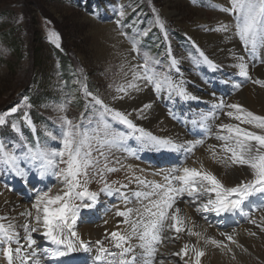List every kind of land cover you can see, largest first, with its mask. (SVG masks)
<instances>
[{"label":"rangeland","instance_id":"rangeland-1","mask_svg":"<svg viewBox=\"0 0 264 264\" xmlns=\"http://www.w3.org/2000/svg\"><path fill=\"white\" fill-rule=\"evenodd\" d=\"M104 1L0 0V114L10 113L5 117V124L0 125V131L7 130L10 135H0V187L6 186L16 167L4 162L5 153L20 160L31 159L37 151L52 153L62 149L63 132L67 127L65 117L72 120L73 124L80 125L81 131L87 130L90 134L98 132L103 136L105 123L109 126L106 121L107 113L104 112L103 105L98 107L92 102H88L89 108L82 107V95L91 101L93 98L87 96L86 91L99 97L110 109L116 106L111 101L117 100L120 103L133 93L129 84L137 83L133 78L138 70L137 65L129 63L124 52L113 50L114 44L106 38L97 36L93 21L101 24L114 22L116 29L130 44L135 57L141 61L139 64L143 65L145 58H149V68L152 70L149 74L159 77L157 80L162 82L166 79V86L169 87L174 82L175 69H184L182 62L188 63L189 74L194 76L196 73L198 77H202L203 72L199 68L201 64L207 65L203 59L209 48L205 43L194 39L190 29L197 26L199 17L208 18L210 15L209 19L215 21L221 15L214 2L129 0L131 9L124 11L123 16L120 15L121 12H116L110 20L106 19ZM109 1L117 4L120 0ZM155 8H168L175 18L163 15L162 20ZM111 12L112 10L109 11ZM51 33H56L58 38L50 39ZM108 43L112 49L103 51L102 44ZM165 45H168V50ZM29 87L33 91H29ZM121 87L125 89L124 92L118 91ZM27 93L30 101L38 105L42 103V111L50 116V120L39 126L38 133L42 138L38 137L36 141L27 139L25 130L17 119L22 114L31 122V117L26 112L30 107L28 98L25 100L24 96ZM195 101L200 100L191 99V103ZM12 108L17 111L11 112ZM192 108L197 106L192 103ZM247 109L257 115H264ZM11 123L17 125L16 134L8 127ZM117 128L109 126V130L116 133ZM93 142L96 144L94 147H100L95 140ZM105 147L111 154L104 157V164L110 159V164L116 170L121 169L120 161H117L119 153L114 151V146ZM92 155L98 156L95 150ZM91 173H94L93 166L89 169V176ZM105 173L107 176L111 175L109 172ZM245 173H250L246 178H252L249 170ZM93 182L91 180L88 184L90 190L96 185ZM46 189L47 192L49 188ZM263 243L257 245L255 250L264 257ZM242 246L245 249L249 245L243 242ZM248 259L250 264L253 263L251 261L264 263V258L253 254H249Z\"/></svg>","mask_w":264,"mask_h":264},{"label":"snow or ice","instance_id":"snow-or-ice-1","mask_svg":"<svg viewBox=\"0 0 264 264\" xmlns=\"http://www.w3.org/2000/svg\"><path fill=\"white\" fill-rule=\"evenodd\" d=\"M230 4V8L222 10L236 15L237 34L246 50L254 56L258 48L264 49V0H230ZM120 15H124L123 11ZM217 30L227 31V25L221 24ZM49 38L58 37L56 33H51ZM204 59L211 65L212 62L208 61L207 57ZM239 59L241 61L238 65L239 74L253 84L264 87V80H253L249 74L248 65L243 62V57H239ZM137 68L138 71L143 72V75L134 73L133 78L153 83L157 91L168 83L166 79L162 82L157 80L154 74H149L152 70L149 68V58L147 57L144 64L137 66ZM129 87L135 88L136 85L129 84ZM169 87H171L170 84ZM236 87L239 88V85ZM177 88L179 95H186L182 88L179 86ZM118 91L124 92L125 89L121 87ZM86 95L92 96V93L86 91ZM93 101L97 105H103L104 112L112 116L118 123L126 125L134 132L139 131L140 137L138 139L146 137L153 146L160 149L177 150L181 147L169 138L156 137L143 129H138L128 119L127 115L110 109L99 98L93 97ZM144 107L148 108L150 105ZM217 107H227L229 111L226 115L238 123L217 125L219 131L215 138L220 143L209 145L208 150L211 153V159L214 163L225 168L246 166L250 170L252 178L228 187L212 171L205 169L202 163L200 168L183 167L175 170L178 174L169 172L164 177L163 183L135 178L136 183L153 189L150 192L133 193L137 199L141 197L148 199L149 204L144 206L143 212L136 210L138 219L135 221L129 219L132 209L116 212L117 216L125 217L122 222L130 224L131 232L113 231L110 233L112 245L120 250L118 253L109 252V249L103 246L102 241H95L97 245H100L95 256L96 261L102 262V264H137L138 260H143V264H154L158 252L157 246L164 241L171 243L173 239L179 240L180 234L184 232L189 237H197V243H185L178 252L170 253V255L179 257L183 264H201L202 257L206 253L198 246L199 240H204L205 244H211L219 249H226L229 253L233 251L223 240L205 237L201 232L194 231L193 227L188 226L191 218L183 215L179 207H175L177 200L186 194L194 201H201V207L196 209L197 212L203 208L218 215L231 214L241 210L249 198L257 194L264 195V115H257L239 103L225 105L221 102ZM16 111V108L11 109L13 113ZM8 115L10 113L0 114V125L5 124V117ZM64 123L67 127L63 132L62 149L52 153L41 152L33 156V159H38L41 163L43 170L41 174L51 169L63 188L54 195L51 194V189L47 192H41L36 196L32 209H26L20 214L31 217L35 221V226L29 224L22 226L27 234L26 245L21 244L19 233L13 230L12 224L5 227L4 224L0 223V254L5 258L6 264H17V261L19 264H29V261H32V264H41V259L36 258L37 252L34 249L36 241L32 238V233L37 232H40L41 236L51 245L56 246L51 253L56 257L91 250L89 243L81 238L75 227L81 209L93 207L98 197V193L90 191L88 188V184L91 182L89 169L96 162L92 155V142L95 140L100 148H103L105 145L122 144L124 136L110 131L106 123L103 136L98 132L90 134L87 130L81 131L80 125L73 124V121L67 117L64 118ZM242 125H249L253 129L261 131L250 130L249 127ZM12 127L18 130L15 123ZM198 143H203V141ZM96 150L99 151V149ZM100 155H104V153L100 152ZM16 160L17 157L8 153L4 154V162L7 164L15 166ZM106 170L108 172L116 171L115 168H106ZM101 178H103L102 173ZM121 187H127V185H121ZM100 191L112 194L113 191L120 192V189L113 190L111 185L105 183ZM124 198L127 200V195ZM4 219L6 217H0V220ZM261 220L264 221V217H261ZM250 222L257 224L255 219ZM261 231H264V226H261ZM172 232L176 234L175 237L168 235ZM221 235L226 236V239L237 247H243L237 243L233 235L226 233ZM250 235H255V233H250ZM133 237L139 240V244L133 246L129 243ZM106 238L109 237L106 236ZM13 244L16 246L13 247ZM135 248L141 249V252L136 254ZM129 254H132L131 259L128 258ZM109 255L113 257L112 260L107 259ZM186 257L188 258L186 259ZM233 258H235L234 255Z\"/></svg>","mask_w":264,"mask_h":264},{"label":"bare ground","instance_id":"bare-ground-1","mask_svg":"<svg viewBox=\"0 0 264 264\" xmlns=\"http://www.w3.org/2000/svg\"><path fill=\"white\" fill-rule=\"evenodd\" d=\"M210 1L215 3L214 5L220 10L221 15L218 14L219 16L216 17L215 21L209 19L210 15L208 18L199 17L197 20L199 23H196L197 26L194 29H190V34L193 35L194 39L197 41L207 45L209 52L204 55V58L207 57V60L212 62L211 65L209 63L208 65L215 69L218 76H221V78L224 79L222 75L223 73L225 76L238 74L240 76L239 80H228V83H231L230 89L226 91L219 89L218 92H216L213 89L216 85L212 86L208 81L207 83H204L201 77H198L196 73H194V76L189 74V72H187L188 63L182 62L184 69H182V71L175 69L173 73L175 83L177 82L179 88H182L186 93L185 96L190 104V107L192 108V103L193 106H197L195 109L192 108L193 117L189 122V130L185 126L186 120L184 117H182L180 122L176 121L175 118L179 116L180 112H178L175 108L172 111V116L174 118L170 117L167 108L171 110V107H174V105L171 98L169 99V91L166 89L162 90L165 102L160 103L155 97L153 89L149 83L143 79H136L137 83L134 84L136 87L133 88V93L127 97V100L122 99L120 103H118L117 100L111 101V103L116 105L112 106L113 110L120 111L121 113L129 116L128 119H130L138 129H143L145 132L151 133L156 137L169 138L174 143L181 146L177 150L162 149V152L157 154L158 158L151 157L154 153H157L155 151H158L156 148L159 147L153 146L146 137L144 138L145 143L142 146L135 148L132 155L123 153L125 151L114 147V151L119 153L117 161H120V164L124 165L127 171H130L129 174L131 177H128L126 184L127 187L124 189L127 197H129L128 194H130L133 198L127 201L126 209L133 210L129 219L132 218L134 221L138 219L136 210L143 212L144 206L149 204L148 199L144 197L137 199V197L133 195L135 192H147L146 190H148V186L136 183L135 178L137 177L146 181H151V178L159 177L157 178V183H163L166 172L174 173L176 169L183 167L200 168L202 163L205 169L212 171L228 187L234 186L241 181H245L243 177L244 173L247 172L248 169H245L246 166L225 168L222 165L213 162L211 159V153L208 150L209 145H218L220 141L212 139V137L214 138L216 136H210L205 133L209 130L210 122H212L215 126V130L217 129V131L219 130L217 128V125L219 124L238 123V121H235L226 115L227 111H229L228 108L217 107V105H220L223 101H228L229 104L239 103L246 108H250L264 114V87L253 84L250 80L241 76L239 74L240 69L238 67L241 63L239 57H243V62L248 65V71L252 79L264 80V61L263 63L261 62V58H264V49L258 48L257 56H251L247 50H245L244 53L243 47L241 46L243 42L236 30V15L222 10L231 7L230 0ZM104 3L106 4L104 6L105 13L107 14L106 19L108 18L110 20H112L116 12H126L131 9L129 0H120L117 4L112 3L109 0H105ZM117 9H119V11ZM110 10H112L111 13H109ZM155 10L158 12L159 17L162 20L164 19L163 15L174 17V13L170 12L168 8H155ZM93 22L97 36L106 38L110 43L114 44L113 50L117 52L119 51L120 53L124 52L125 58L129 63L140 66L139 60L135 57V53L132 51L130 44L126 41L119 30L116 29V24L114 22L107 24H101L96 21ZM221 24L227 25V31L217 30ZM102 47L103 51L112 49V46L109 43L107 45L102 44ZM135 73L140 76L143 75L142 71L136 70ZM236 85H239V88H237ZM176 90H178V88ZM191 99L200 101L191 103ZM145 105H150V107L145 108ZM127 111L129 112L127 113ZM242 126L249 127L250 130L260 131L258 129H253L249 125ZM135 132L140 134L139 131ZM200 136H204L203 143H198L199 141L197 139ZM101 152L103 151L101 150ZM150 159H153L154 162L158 161L159 164H164L163 161H165V163L167 161L170 165L166 170H159L149 163ZM176 162H178L180 167L175 168V164H177ZM15 166V177L17 178L13 181L14 187L29 184V187L27 188H34L35 185L33 184V179L26 180L21 178L23 177V174L26 173L27 168L21 167L18 160H16ZM228 183H231V185H228ZM62 188L63 186L58 188V191ZM58 191H52V193L56 194ZM39 193L40 192H38V194ZM16 194L17 193L13 194L8 186L6 188L4 186L0 187V209H8L7 215L5 216V227H7L8 224H12L13 230L19 233L21 244L26 245L27 234L22 226L24 224L35 226V221L31 217L22 216L20 214L25 212L26 209L31 210L34 200L26 202L23 197L21 198ZM257 201L254 200L251 204L253 212H258V215L255 218H252L257 221V224H252L250 222L252 219H250L248 223L235 227L230 224L228 220L221 218V214L218 215L213 211L204 210L203 208H201L200 212H197L196 209L201 207V201H194L186 194L181 197L180 201H177L175 207H179L183 215L191 218L188 223L189 227H193L194 231L201 232L205 237L223 240L233 249V251L229 253L226 249L222 250L211 244H205L204 240H199L198 246L206 253L205 256L202 257L201 264H239L240 262H242V264H249V260L247 258L248 255H245V253L247 250L252 249L254 250L252 253L253 255L264 258L262 253L255 250L257 249V245L264 242V231H261V226H264V221L261 220V217H264V203H258ZM32 211L34 213V210ZM114 217H116V221L111 220L105 226L97 229H90L88 226H81V223H78L75 229L78 228L76 231L80 234L83 240L89 243V245L94 244L97 240H100L103 242V245L106 246L112 243L110 240L111 230L114 229L115 231L122 233L131 232L130 224L122 222L125 217ZM217 217L221 218L223 222H218L216 220ZM121 218L122 220H120ZM116 224L119 225V229L113 227V225ZM222 233L233 235L234 239H236L237 243L240 245V238L243 237V242L249 245L248 249L240 250L241 247H237L232 244L226 239V236L221 235ZM250 233H255V235H250ZM40 235V232L32 233V238L36 241V245L34 246V249L37 252L36 258L41 259V264L79 263V260L81 259L79 254H70L66 257H62L63 259H58L53 254L50 256L47 249L49 242L45 239L41 240V238H38ZM168 235L175 237L176 234L172 232L168 233ZM106 236L109 238H106ZM180 237L181 238L179 240L173 239V242L171 243L164 241L159 245L155 264H161V261H163V264H183V261L180 260L179 257L170 255V253L178 252L185 243L196 244L197 237H189L186 232L181 233ZM129 243L135 246L139 244V240L136 237H133ZM94 245L96 248L99 246L96 243ZM15 246L16 245L13 244V247ZM94 252V250H91L92 257L89 259V264H93L94 261L99 264V262L95 260ZM140 252L141 249L135 248L136 254H139ZM131 255L132 254L128 255L129 259ZM233 255L235 258H233ZM187 258L188 257H186V259ZM84 259L83 261H85ZM142 261L143 260H138L137 264H142ZM0 264H6V260L2 254H0ZM17 264H19L18 261ZM29 264H32V261H29ZM81 264L87 263L82 262Z\"/></svg>","mask_w":264,"mask_h":264}]
</instances>
